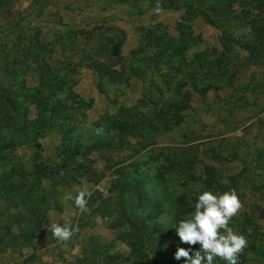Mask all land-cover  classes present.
<instances>
[{"label": "trees", "instance_id": "16d2710c", "mask_svg": "<svg viewBox=\"0 0 264 264\" xmlns=\"http://www.w3.org/2000/svg\"><path fill=\"white\" fill-rule=\"evenodd\" d=\"M13 1L0 0V9L8 8ZM119 1L123 5L127 4L129 16L142 13L140 10L143 6L153 11L157 2L116 0L118 3ZM241 1L243 0H159L163 10L182 11L185 17V21L177 23V37H168L167 41L161 42L166 37L164 34L158 35L154 51L148 56H142L138 60L139 65L133 64L126 68L120 66L118 70L114 65L121 59L118 53L121 41L112 33L105 38L98 35L97 47L86 52L85 56L77 57L75 62L70 60L71 57L64 56V53L62 56L66 64L62 63L61 75L53 77L50 76L49 69L45 68V63L33 59L34 50L38 53L45 45H49L37 38V32L34 33L35 39L27 43L19 40L11 55L3 54L4 45L0 43V158L19 149L37 150L41 139L55 135L58 139L55 152L61 162L56 169H50L46 162H41L33 165L29 172L21 165L13 164L8 171L0 174V247L6 244L21 246L30 242L31 237L26 232L28 228L21 225L23 221L30 223V231L33 229L35 233H39L38 217L48 208L46 200L55 198V183H79L76 179L78 168L74 167L76 158H83L92 152L100 154L107 150H118L128 145L130 140L137 141L138 150H147V156L137 158L139 155L135 154V158H131L125 166L127 170L121 168L112 180L111 187L115 188L113 195L119 201L113 210H109L106 202L96 208L103 218L110 214L112 216L111 211L114 212L115 220L109 226L115 231L117 228V237L128 248L125 255L106 256V264H186L183 258L174 259L177 249L188 250L191 247V254L199 250V245L181 244L176 228L182 219L194 211L193 205L199 194L204 191L222 194L234 190L239 199L246 192L264 196V182L259 186L255 184L260 170L264 176V149L256 151L247 164L240 157L242 169L237 173L227 172L224 175L225 167L221 165L223 156H228L229 162L236 161L239 157L238 137L233 138L237 143L231 148H227L230 139L226 137H221L212 145H206L204 153L207 150L212 154L207 156L206 161L196 160L199 162L197 165L193 158L196 157L194 150H197L193 146L157 149L155 144L156 137L178 127L182 122L183 112L191 101L188 86L203 96L210 89L220 88L221 78H231L227 65L229 54L235 52L233 41L238 43L237 48H244L248 52V62L261 63L258 56H254L253 50L260 54L264 52V30L258 29L252 9L258 7L263 10L264 0L249 1L247 8L243 10L244 15L251 17L246 20L256 44L252 49L246 41H242L243 33L237 32L234 35L230 31L233 20L243 19H239L237 14L238 11H243L236 8ZM252 3L256 6H252ZM195 14L206 24L221 29L225 43H221L220 52L199 51L187 62L183 51L192 44H189L190 33L185 22L191 21ZM25 16L4 26L0 31V39L21 28L22 21L28 24L25 20L28 16ZM104 18L106 17H97L93 21L95 25L89 22L64 26L67 29L77 27L79 37L89 38L85 27H93L90 29L91 34L93 30L95 32L101 28ZM103 28V31H114L109 25ZM209 57L212 58L209 60ZM80 67L95 72L99 75V80L106 79L112 83L127 81L129 77L138 78L143 85L137 105H121L113 114L103 113L88 121L86 111L90 104L80 103L84 106L81 108L76 102H72L76 95L72 91L74 81L71 78ZM28 69L37 70L34 72L37 74L36 83L31 87L24 85ZM182 69L187 73L189 71V74H186L185 79L179 80L175 76ZM193 70L199 73L192 72ZM98 85L101 86L100 82ZM26 102L27 106L33 107L32 112L26 106L22 107L21 103ZM245 154L248 156V152ZM216 156H220L218 160L214 159ZM42 174L49 179L46 188L41 185ZM30 177L34 180L31 181ZM97 182L96 179L94 183ZM36 188L39 193L33 194ZM251 215L243 212L233 217L229 227L244 235L248 242L239 256V264L250 260L255 264H264V245L261 246V240L256 237L259 234L258 228ZM13 226H16L17 234L11 233ZM20 226L22 230L19 229ZM48 235L53 237L49 231ZM93 253L98 255L100 251L91 250L90 255ZM213 264L226 262L216 258Z\"/></svg>", "mask_w": 264, "mask_h": 264}, {"label": "rangeland", "instance_id": "374dc122", "mask_svg": "<svg viewBox=\"0 0 264 264\" xmlns=\"http://www.w3.org/2000/svg\"><path fill=\"white\" fill-rule=\"evenodd\" d=\"M249 1L252 0L241 1L236 8L243 11L247 8ZM253 5L256 6L255 3H252ZM128 9L127 4L123 5L116 0H14L8 8L0 9V31L4 26L25 15L28 16L25 18L28 24L22 21L21 28L0 39V43L4 45L3 54L11 55L17 48L19 40L27 43L35 39L34 33L37 32V38L49 45H45L46 47L37 51L38 53L34 50L33 59L45 63L50 76H59L60 68L64 63L66 64L64 56L71 57L70 60L75 62L77 57H83L86 52L97 47L98 35L101 34L100 38H105L112 33L121 41L118 49L121 59L114 65V68L118 70L120 66L126 68L133 64L139 65L138 60L142 56H148L154 51L153 46L158 35L164 34L166 37L161 42L167 41L168 37H177L175 31L177 23L185 21L182 11L178 10H164L162 14L157 15L143 6L140 10L142 13H132L133 15L129 16ZM244 12L238 11L239 19H243L233 20L230 31H233L234 35L237 32L243 33L242 41H246L252 49L256 47V44L253 42V35L249 32L250 28L246 20L251 17L244 15ZM252 15L255 17L258 29L264 30V9L255 7L252 9ZM97 17L106 18L101 28L99 30L95 28V32L93 30L91 34L90 29L93 27H85L89 38L79 37L77 27L67 29L64 26L65 24L83 25L93 22ZM185 24L190 33L189 44H192L183 51L187 62L192 60L199 51L218 53L222 50L221 43H225V37L221 29L206 24L198 14ZM92 25H95L94 22ZM106 25L114 28V31H103ZM232 44L235 52L229 54L227 65L231 78H221L220 88L210 89L203 96L188 86L191 91V101L189 107L183 112L182 122L178 127L171 128L165 134L155 138L157 149L193 146L197 150H194L196 157H193L196 162V160L206 161L207 156L212 154L207 150L204 153L203 148L206 145H212L221 137H226L230 139L227 148H231L237 143V140L233 138L238 137L240 146L238 145L239 155L237 156L239 157L236 161L229 162L228 156H223L221 165L225 167L224 175L237 173L242 169L240 157L247 164L256 151L264 149V52L260 54L253 50L254 56H258L261 62L254 64L248 62L249 55L244 48H237V42L233 41ZM20 67L24 66L20 65ZM27 72L24 85L31 87L36 83L37 74L34 72L37 70L28 69ZM192 72L199 73L195 70ZM186 74H189V71L187 73L182 69L175 77L183 80ZM71 80L74 81L71 87L76 95L72 102H76L81 108L84 106L80 103L90 104V108L86 111L88 121L103 113L113 114L121 105L127 107L137 105L136 101L142 95L143 83L136 77H129L127 81L120 83H112L106 79L99 80V75L95 72L80 67L72 75ZM99 82L101 86L98 85ZM21 105L23 108L26 106L30 112L33 111V107L27 106V102ZM57 142L55 135H48L40 140L41 145L37 150L25 148L16 150L11 155H5L0 158V174L8 171L13 164L21 165L27 172L31 171L33 165L41 162H46L50 169H56V166L61 164L55 152ZM136 142L130 140V143L122 146L121 149L107 150L100 154L92 152L83 158H76L74 167L78 168L76 179L79 183H55V198L46 200L48 208L40 213L41 217H38L39 233H35L33 229L30 231V223L23 221L21 225L28 228L26 232L31 237L30 242L21 246L6 244L0 247V264H106V256L125 255L128 252L126 244L117 237V228L115 231L109 226V223L115 220L114 212L111 211L112 216L110 214L109 217L103 218L96 208L106 202L109 210L110 208L113 210L119 201L114 197L115 188L111 187L112 180L121 168H124V171L127 170L125 166L131 158H135L133 157L135 154L139 155L137 158L147 156L148 151L138 150ZM245 152H248V156ZM218 157L220 156L214 159L218 160ZM197 164L199 162H196ZM71 168L72 166L68 169ZM43 175L45 174H42L41 185L46 188L49 185V179ZM30 179L34 180L33 177ZM96 179L98 182L94 183ZM149 182L153 183L151 180ZM261 182H264V176L260 170L255 180L256 186H259ZM85 185L88 189L87 211L80 212L69 197L77 194V187ZM33 192L36 194L39 190L36 188ZM104 199L106 200L103 201ZM239 200L242 207L236 216L243 212L252 214L259 233L256 237L261 240L260 244L263 246L264 196L246 192L245 196ZM66 222H71L74 228H78L69 241L61 242L48 235L52 224L63 226ZM15 227L11 229L13 234L18 233ZM19 229L22 230V227L20 226ZM91 250L100 251V253L90 255ZM245 264H255V262L250 260Z\"/></svg>", "mask_w": 264, "mask_h": 264}, {"label": "clouds", "instance_id": "9594fccd", "mask_svg": "<svg viewBox=\"0 0 264 264\" xmlns=\"http://www.w3.org/2000/svg\"><path fill=\"white\" fill-rule=\"evenodd\" d=\"M163 11L157 0L153 13L160 15ZM87 195L88 189L85 185L77 187V194L69 199L74 201L80 212H85ZM241 207L234 190L222 194L210 191L199 194L193 205L194 211L182 219L176 228L181 244L199 245V250L190 254L191 247L188 250L178 248L174 259L183 258L186 264H213V260L219 258L226 264H239V256L248 246V242L244 235L235 232L229 224ZM49 230L54 239L66 243L78 228H74L71 222H66L63 226L54 223Z\"/></svg>", "mask_w": 264, "mask_h": 264}]
</instances>
